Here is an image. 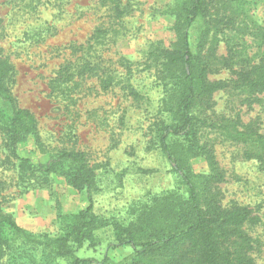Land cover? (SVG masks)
Returning a JSON list of instances; mask_svg holds the SVG:
<instances>
[{
  "label": "rangeland",
  "instance_id": "1",
  "mask_svg": "<svg viewBox=\"0 0 264 264\" xmlns=\"http://www.w3.org/2000/svg\"><path fill=\"white\" fill-rule=\"evenodd\" d=\"M180 2L0 0V58L10 64L7 80L18 107L38 121L46 150L84 152L94 165L92 212L103 223L93 239L74 245L90 264L132 256L131 244L114 246L115 223L129 224L159 199L186 194L177 163L163 154L156 134L170 114L165 108L171 99L165 100L173 84L163 77L160 53L175 47ZM189 41L194 53L210 61L208 82L224 85L195 102L197 134L191 137L200 149H191L185 164L201 181L214 161L222 177L210 192L224 207L252 210L257 219L242 229L255 264H264V167L244 156L245 144L212 125H251L264 134V89L247 87L264 74V0H206ZM10 107L0 100V210L32 234L58 235L68 222L63 216L85 210L89 196L64 175L39 178L12 156L5 123ZM182 142L188 144L173 138L171 148ZM38 146L29 136L18 152L46 162L48 154ZM2 236L0 264L71 263L11 232Z\"/></svg>",
  "mask_w": 264,
  "mask_h": 264
},
{
  "label": "trees",
  "instance_id": "2",
  "mask_svg": "<svg viewBox=\"0 0 264 264\" xmlns=\"http://www.w3.org/2000/svg\"><path fill=\"white\" fill-rule=\"evenodd\" d=\"M177 8L175 29L177 41L173 49H164L160 53L163 77L173 84L169 88L166 108L170 114L157 124L158 146L164 155L176 161L175 170L185 186V195L170 194L159 199L155 207L140 211L129 224L115 223L116 243L114 246L131 244L132 256L115 263L106 257L103 264H255L249 254L250 237L242 226L255 221L252 210L246 205L224 207L210 192L211 183L222 174L214 161L213 170L208 176H199L196 180L185 164L191 155V149L200 147L193 137L197 134V123L192 114L198 98L209 95L221 88V82L210 83L207 80L210 61L190 47L189 30L199 16L206 11V0H180ZM171 69L174 71L170 72ZM11 71L7 60L0 58V100L10 103V117L5 123L8 131V145L12 156L29 166L39 178L49 177L52 173L64 175L70 185L85 192L90 199L88 207L77 214L62 218L61 233L32 234L22 228L15 219L0 210V242L2 235L11 232L25 242L35 244L57 256L70 259V264H90L91 261L79 258L74 245L82 246L87 239L94 238V229L103 223L92 212V193L95 188L96 174L94 165L84 152L61 149L49 152L38 129V121L29 110L18 107L17 99L8 85ZM167 71H169L167 73ZM166 73V76L164 75ZM70 75V74H69ZM248 76H246L247 78ZM252 90L264 89V74L247 83ZM221 128L233 141L247 146L244 156L258 159L264 167V134L257 132L251 125L245 129L237 128L233 123H213ZM29 136L35 138L39 149L48 154L46 162H32L29 157L18 152L19 145ZM173 138L183 139L180 149H172ZM30 164V165H29Z\"/></svg>",
  "mask_w": 264,
  "mask_h": 264
}]
</instances>
